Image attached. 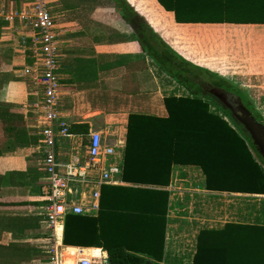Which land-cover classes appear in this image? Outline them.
I'll return each instance as SVG.
<instances>
[{
	"label": "crops",
	"instance_id": "obj_1",
	"mask_svg": "<svg viewBox=\"0 0 264 264\" xmlns=\"http://www.w3.org/2000/svg\"><path fill=\"white\" fill-rule=\"evenodd\" d=\"M30 2L0 0V264H51L42 155L33 116L20 108L30 97L19 69L30 58L15 16ZM128 6L179 56L240 87L264 120V23L176 22L174 11L157 0H51L61 31L59 110L70 130L56 139L57 156L62 162L85 157L93 132L113 149L103 162L111 180L98 187L95 201L92 185L77 186L74 197L83 212L68 213L84 218L71 228L88 246L62 242L63 219L55 228L58 264H74L82 256L108 264L107 249L117 247L141 258L140 264H193L204 231L220 230L226 241L244 243L257 227L264 237V194L208 188L199 164L172 163L165 183L122 178L128 115L166 117L164 97L194 96L143 51ZM148 162L135 175H153ZM224 172L219 176H239Z\"/></svg>",
	"mask_w": 264,
	"mask_h": 264
},
{
	"label": "trees",
	"instance_id": "obj_2",
	"mask_svg": "<svg viewBox=\"0 0 264 264\" xmlns=\"http://www.w3.org/2000/svg\"><path fill=\"white\" fill-rule=\"evenodd\" d=\"M157 1L165 9L174 11L176 22L264 23V0ZM131 10L136 36L143 51L164 72L184 84L194 96L164 97L168 112L166 117L140 113L128 115L122 178L126 181L165 183L172 163H196L206 175L208 188L228 191L249 189L251 192L264 194V162L248 133L235 121H231L229 116H234L229 109L205 89L222 87L236 93L252 116L264 124L258 110L250 99L245 98L240 87L186 61L152 31L141 15ZM205 97L222 108L225 116L237 129L224 117L212 112ZM234 120L238 121L236 118ZM249 148L255 152L259 162ZM147 162L153 175H135L143 168L139 166L147 165ZM212 165L214 168H209ZM214 169L218 171V177L210 176ZM222 170L228 171L224 174L236 172L239 176L220 177L223 176L220 175ZM216 181L217 185L214 183ZM83 219L81 216L65 215L62 237L64 244L88 246L86 241L75 238L76 233L71 228L72 224H80ZM231 226L226 224V227ZM254 228L258 229L252 230L257 234H252L244 243L231 242L230 239L226 241L224 232L220 230L200 233L193 264H264V237L261 236L263 229ZM107 254L108 264H140L142 260L121 247L108 248Z\"/></svg>",
	"mask_w": 264,
	"mask_h": 264
},
{
	"label": "built area",
	"instance_id": "obj_3",
	"mask_svg": "<svg viewBox=\"0 0 264 264\" xmlns=\"http://www.w3.org/2000/svg\"><path fill=\"white\" fill-rule=\"evenodd\" d=\"M51 0H31L17 14V32L20 43L26 50L30 63L19 69V76L28 87V95L20 108L33 116L37 135V146L42 155L45 172L44 223L51 229L52 243L47 248L51 264L59 263L56 244V226L68 213L83 212L74 193L79 185L90 184L94 188V201L99 197L98 187L111 180V171L103 166L105 158L113 149L101 143L99 133L90 135L83 158L72 157L62 162L57 156L56 139L70 135L69 125L59 110L60 82L58 69L57 29L50 12ZM94 205V204H93ZM76 264H92L88 256L79 258Z\"/></svg>",
	"mask_w": 264,
	"mask_h": 264
},
{
	"label": "water",
	"instance_id": "obj_4",
	"mask_svg": "<svg viewBox=\"0 0 264 264\" xmlns=\"http://www.w3.org/2000/svg\"><path fill=\"white\" fill-rule=\"evenodd\" d=\"M208 92L229 109L248 133L256 152L264 162V124L256 120L244 106L241 98L220 87H210Z\"/></svg>",
	"mask_w": 264,
	"mask_h": 264
},
{
	"label": "rangeland",
	"instance_id": "obj_5",
	"mask_svg": "<svg viewBox=\"0 0 264 264\" xmlns=\"http://www.w3.org/2000/svg\"><path fill=\"white\" fill-rule=\"evenodd\" d=\"M142 1H143V3H144V0H142ZM145 4H147V3L145 2ZM135 5L137 6L136 3H135ZM132 9L134 10V7H132ZM229 14H231V13L229 12ZM15 18H16V16H15ZM206 91H207V90H206ZM207 92H208V91H207ZM205 99H206V98H205ZM211 105H212L214 111H218V113H220V114L223 115V113H222V111H223L222 108H219L218 106L216 107L214 104H211ZM225 117H226V116H225ZM229 118L231 119V121H235L236 124H238V126H239L240 128H242V130L244 129V127H243L238 121L234 120V119H235L234 117H232V116L230 115ZM229 118L226 117V119H227L228 121H230ZM231 121H230V122H231ZM244 130H245V129H244ZM74 264H76V261H75Z\"/></svg>",
	"mask_w": 264,
	"mask_h": 264
},
{
	"label": "flooded vegetation",
	"instance_id": "obj_6",
	"mask_svg": "<svg viewBox=\"0 0 264 264\" xmlns=\"http://www.w3.org/2000/svg\"><path fill=\"white\" fill-rule=\"evenodd\" d=\"M229 92V91H228ZM230 93H232V92H230Z\"/></svg>",
	"mask_w": 264,
	"mask_h": 264
}]
</instances>
